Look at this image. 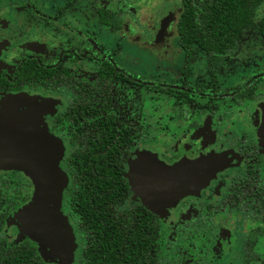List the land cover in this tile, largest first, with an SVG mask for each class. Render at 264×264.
<instances>
[{"label": "flooded vegetation", "instance_id": "obj_1", "mask_svg": "<svg viewBox=\"0 0 264 264\" xmlns=\"http://www.w3.org/2000/svg\"><path fill=\"white\" fill-rule=\"evenodd\" d=\"M75 1L76 0H52V3L55 4V8H58V13H60L63 8L74 10L75 8L72 7L75 5ZM42 5L44 4L42 3ZM258 5L254 8L250 21L244 27L251 23ZM19 7L20 6H17L16 10H19ZM26 7L33 15H44L43 12L37 9V4L32 3V1L28 2ZM99 9L114 13V18L117 20L118 26L113 28L99 23ZM182 9V2L179 0L178 15L173 18V25L176 35L175 44L179 47L184 56L180 67V84L144 81L137 78L133 73L126 71L122 66L116 64L111 58L112 54L107 51L106 47L102 44L95 50L100 52L97 57H94L93 54L87 50L80 51L79 47L72 44L68 48L59 49L55 60L50 62L42 60L41 56H38L36 53H29L21 56L18 61L12 63L14 64L12 66H10L11 63L9 61L0 60V106L3 105L1 104L2 97L6 94H18L22 95L21 97L23 98L29 99L32 102L29 105H26L25 102H23L22 105L17 102L12 103L14 106L20 107L24 111L33 110L34 112H40L41 100H52V104H50L51 109L49 108L51 111L47 110L48 108L44 106L45 111H50V113H47L43 117V120L49 133L60 139L63 144V153L59 159V165L66 174V184L62 189L60 209H62L61 211L66 215L68 223L73 227L76 242L78 240L77 234H80L83 241L80 258L77 255V250L79 249V244L77 243L75 251L73 252L74 258L69 264H89L83 250L85 248H91L90 239L93 236L90 224L91 219L89 215L85 217V221L79 219L77 205L72 197L78 193V190H86L89 198L93 196L92 188L95 190V187L92 179L94 177L99 178L100 184L102 181L105 185L111 182L116 188V191L113 192V200L111 201H105L103 198L106 189L105 185L103 190L98 189L99 197L95 195V198H99V204L97 207L92 206V208L97 209L95 213L98 214V222L104 227L120 230V228H126L130 225L131 228L139 227L141 231L144 229L146 233H148L147 230L152 228L154 223L153 218L158 222L159 228H161L159 215H167L181 204H186V206L189 207L186 212L189 213L182 215L181 218L191 219L192 222L177 218L172 220L170 227L174 229L186 228L181 234H185L187 237H190L191 234L198 237L201 233L206 232L205 240L211 246L207 243H205L207 245L203 244L199 239L197 242L198 244L195 241L191 243L192 246L195 247L197 245L198 247L205 246L204 257L209 261L205 264H260L262 262L264 264V173L262 172L264 171V134L262 133V140H259L256 134L262 112L260 105L264 104V70L257 73L248 71V67L245 65L231 67L233 70H229L228 63L226 62L240 48L239 36L243 27L237 38V50L228 54L225 60L220 63L208 61L203 51L197 47L193 48L188 59H190L191 55L196 50L200 51L203 56H205L211 82H195L193 85L190 84L187 80L189 77L186 73L189 64L186 61L183 48L177 41L178 34L176 24ZM95 24L101 28H109L113 31H117L120 29L121 19L117 11L99 7L95 13ZM4 27L0 28V37L7 39L8 34L6 28L8 27L7 25L5 26V24ZM72 29L76 30L75 28ZM82 35L87 42H93L90 36L85 34ZM0 40L2 39L0 38ZM262 40L264 41L263 38ZM1 51L3 50L0 49V53ZM66 56L90 57L98 63L97 69L95 73L87 75L75 72L72 67L66 63L64 59ZM29 58H33L35 61L28 62L27 59ZM105 61L111 63L110 74L114 71L117 75L113 74L110 76L107 85L101 88L100 86L97 87L96 82L99 80L104 65H108L104 64ZM23 64H42L49 68L52 67L54 69L53 75L55 78L65 73L67 75L65 79H62V81L55 86H52L54 82L51 81L50 88H10V85L16 84ZM216 68L220 69V72H225L226 78L218 81V77L214 71ZM246 72L248 73L246 74ZM70 75L75 77L77 82L75 85L78 88L79 83L85 85V87L81 89L84 98L89 96L90 88H98V97L107 96L104 100V107H106L107 112L104 113L100 110L99 113L104 114L106 117L112 116V122L110 117L107 118V121L115 128V137L118 140H114L112 148L108 147L100 150L98 173L94 172L93 168L87 166L84 167V171L82 170L80 175L76 174L73 170L72 161L74 155L70 154V152L73 146L79 143L78 138L75 136L76 126L86 123L87 120L79 118V121H77L76 118L65 116V111L72 113L73 111L79 110L78 107H68V109H66L67 105L69 106V104H71V99H73L79 91L72 88L74 81L69 79ZM117 80L127 83V86H147L150 90L163 93L165 97L173 99L177 115L169 120L168 116L172 112H175V108L171 111L167 108L165 111L168 110V112L166 113L164 111L163 119L165 118V121L168 123L166 124V130H161V133L156 134L154 137L152 126L150 123H147L146 120L143 123L137 121L136 118L122 119L120 110L116 109L113 104L115 83ZM104 88L106 90L108 89V91L105 92ZM160 88H165L166 90L162 91ZM202 99L204 101H201ZM217 102H225V105L219 107ZM90 104H92V102H90ZM247 105H252L251 111H247ZM87 110L92 112V110L85 108L83 109L84 113H86ZM217 113H220V115H217ZM235 116L238 119H236ZM238 133L240 136H238ZM86 136L85 133L82 134V138L85 142L86 139H84V137ZM238 141L239 145H236L235 143ZM157 145H160L161 148L158 149ZM148 146L155 148L163 159L158 158L156 153L152 150L146 149ZM142 152L154 153L158 160L162 161L165 165H171L179 160H195L200 156L211 157L216 163L220 161L222 164L217 168L214 176L209 179L206 185L200 188L196 194L184 195L180 197L173 206L166 207L162 209L161 212L155 213V211L144 203L139 195L131 189L127 177L130 166H133L131 168L132 173L134 171L137 173L135 161L138 154ZM68 155L69 158L67 159ZM89 162H91V158L86 161V164ZM238 167L240 169L239 172L228 178L226 172L229 169ZM24 176V173L21 171L0 169V198L6 201V196L11 195L13 197L15 195L17 197V202H13L11 211L4 219V228L1 231L6 241L10 244L19 243L26 239L21 237L16 240L17 234H19L18 229H15V227L11 229L7 226L11 215L25 203L23 200L25 181L29 183V198L31 196L32 184L29 178L27 177L29 180L27 181ZM225 177L228 179L227 182H225ZM223 183L222 198L217 202H206L205 204V201H207L205 199L208 198L209 195H217V193L220 192V186ZM120 196L122 199L124 198L123 203L122 200H119ZM95 198L89 199V201L92 202ZM200 201H204V203H200ZM203 208H205L204 213L206 214L201 217L198 212ZM223 208H226L229 212L239 213L246 222L245 230L242 229L246 238L244 237L240 256H238V252L236 251L239 249L240 241L236 240L237 238H243L237 235V226L228 223V218L224 219L225 224H222L218 229L210 228V230L206 231L202 228V225L206 223L205 219L208 213L211 212L213 214V212H217L218 209L222 210ZM128 212H131V215H129ZM129 216H132V220H134L133 223L128 222ZM94 218L95 217L92 216V219ZM143 240L144 239L141 238L140 241L138 240V243L133 245V247L139 251L134 257V264H172L173 262L165 258L167 254L165 249L173 250L181 246V244H177L176 241L165 244L160 236L156 245L158 249L155 252L152 239H149L147 245H145ZM35 245L37 248V244ZM121 249H124V247H121ZM192 251L193 250H190L191 253ZM198 251L201 252V249L198 248ZM38 254V257L44 263L58 264L55 261L57 257H54L55 260L52 259L53 261H44L39 251ZM166 257L168 258V255ZM192 262L193 260L190 254V257L178 261L177 264H194V262Z\"/></svg>", "mask_w": 264, "mask_h": 264}, {"label": "rangeland", "instance_id": "obj_2", "mask_svg": "<svg viewBox=\"0 0 264 264\" xmlns=\"http://www.w3.org/2000/svg\"><path fill=\"white\" fill-rule=\"evenodd\" d=\"M30 1L37 4V9L43 12L44 15H33L26 7V4ZM54 5L52 0H0V28L4 27V24L8 27L6 28L7 39L0 37L2 39L0 40V49L3 50L0 53L1 61H9L11 63L10 66H12L14 65L12 63L18 61L21 56L36 53L38 56H41L42 60L50 62L55 60L59 49L68 48L72 44L79 47L80 51L87 50L94 57H97L100 52L95 50L102 44L112 54L111 58L116 64H119L126 71L133 73L141 80L170 84L181 83L180 67L184 56L175 44L176 35L173 25V18L178 15L179 0H76V6L72 7L75 8L74 10L63 8L60 13H58V8H55ZM17 6H20L19 10H16ZM99 7L119 13L121 19L119 30L113 31L109 28L98 27L95 24V13ZM261 7V4L258 5L251 23L243 28L239 36L240 48L226 62L230 71L233 70L231 67L239 65H245L248 67V71L256 73L264 70V41L260 37L257 28V20L261 14ZM82 34L90 36L93 42H87ZM64 59L75 72L84 75L95 73L98 66V63L90 57L66 56ZM187 63L189 65L186 73L190 84L193 85L195 82H211L205 56L200 51L196 50ZM214 71L216 72L218 81L226 78L225 72H220V69L216 68ZM114 94L113 104L116 109L120 110L122 119L136 118L137 121L143 123L146 120L152 126L154 137L156 134L161 133V130L164 131L167 128L166 124L168 123L165 121V118L163 119L164 111L167 108L169 111L175 108V112H172L168 116L169 120L177 115L173 99L165 97L163 93L152 91L147 86H127V83L117 80ZM21 96L18 94H6L2 97L1 104L17 102L22 105L25 102L26 105H29L32 103L29 99ZM201 101L204 100L202 99ZM217 104L219 107H222L225 105V102H217ZM247 108V111H251L252 105H247ZM25 111H30L32 114L39 113L33 110ZM42 111L43 109H40V112ZM46 111L41 114V121L43 123V117L47 113H50L51 110ZM217 115H220V113H217ZM235 118L238 119L236 116ZM238 136H240L239 133ZM238 143L239 141L235 144L237 145ZM157 147L158 149L161 148L160 145H157ZM146 149L152 150L158 158H162L155 148L148 146ZM239 170V167L229 169L226 175L229 178L238 173ZM262 172L264 173V171ZM24 177L25 180L29 181L26 175ZM227 181L228 179L225 177V182ZM223 187L224 183L220 186V192L217 195H209L205 199L207 200L205 204L206 202H217L221 199ZM200 203H204V201H200ZM188 208L186 204H181L173 212H169L167 215H159L160 236L163 243L168 244L169 242L176 241L177 244H181V246L173 250L165 249V252H167L166 256L168 255V258L166 256L165 258L173 262L172 264H177L178 261L190 257L191 254L194 264H205L209 262L204 257L205 246L198 247L197 245L195 247L191 243L192 241L197 243L198 239L203 244L207 243L205 240L206 232L201 233V237L200 235L197 237L194 234L187 237L185 234H181L186 228L174 229L170 227L172 220L177 218L186 219L181 218V216L189 213L186 212ZM204 209L199 210V216H205ZM16 211L11 215L7 226L11 229L13 227L18 229L19 234H17L16 240L21 237L27 239L28 237L20 234L19 227L15 224L16 219L14 218V214ZM228 212L229 210L223 208L222 210L218 209L213 214L211 212L208 213L206 219L204 218L206 223L202 225V228L206 231L210 230V228L218 229L222 224H225L224 219L228 218V223L236 225V229L238 230L237 235L243 238H237L236 240L240 241L239 249L236 250L238 256H240L242 253L241 247L246 236L243 232L246 222L239 213L229 212L228 214ZM186 220L192 222L191 219ZM77 237L76 246L77 243L79 244L77 255L80 258L83 241L80 234H77ZM74 239L76 241L75 233ZM208 245L211 246L210 244ZM198 248L201 249V252L198 251ZM190 250H193L192 253ZM73 258V254L71 256L68 255L62 264H69ZM260 264H263V262Z\"/></svg>", "mask_w": 264, "mask_h": 264}, {"label": "trees", "instance_id": "obj_3", "mask_svg": "<svg viewBox=\"0 0 264 264\" xmlns=\"http://www.w3.org/2000/svg\"><path fill=\"white\" fill-rule=\"evenodd\" d=\"M181 2L183 9L176 24L177 41L184 50L186 61H188L187 59L194 47L203 51L208 61L220 63L225 60L228 54L237 50L238 35L250 21L254 8L260 3L262 4V13L258 19V30L264 39V0H181ZM98 22L113 28L118 26L114 13L104 9L98 10ZM27 61L33 62L35 60L29 58ZM104 64L108 65H104L99 80L96 82L97 87L100 86L101 88L107 85L110 76L113 74L117 75L114 71L110 74L111 63L109 61H105ZM53 71L52 67L49 68L42 64H23L16 84L9 87L50 88L51 81L54 82L52 86H55L62 79H65L67 75L65 73L55 78ZM69 79L74 81L72 88L79 91L71 99V104L67 105L66 109L68 107H78L79 110L74 109L76 111L72 113L65 111V116L76 118L77 121H79V118H83L88 122L76 126L75 136L78 138L79 143L74 145L70 152V154L74 155L72 161L73 170L80 175L82 170L84 171V167L87 166L98 173L100 150L108 147L112 148L114 140H118L115 137V128L107 121V118L110 117L112 122V116L106 117L104 114L99 113L100 110L104 113L107 112L106 107H104V100L107 96L98 97V88H90L89 96L84 98L81 89L85 85L79 83L78 88L75 85L77 83L75 77L70 75ZM160 90L164 91L166 89L160 88ZM104 91L107 92L108 89L104 88ZM85 108L92 110V112L87 110L84 113L83 109ZM84 133L87 135L84 137L86 142L82 138ZM68 158L69 155L67 156ZM89 158H91V162L86 164ZM92 182L95 187V190L92 188L93 196L89 198L86 190H78V193L72 197L77 205L79 219L85 221L87 215L91 219V231L93 232V236L90 239L91 248L83 250L87 256V262L89 264H134V257L139 251L133 245L138 243L141 238L144 239L145 245L148 244L149 239H152L154 251L156 252L160 228L154 218L152 228L147 230L148 233L144 229L141 231L139 227L131 228L130 225L126 228L115 230L99 224L98 214L95 213L97 209L92 208V206L97 207L99 204V198H95V195L99 197L98 189L103 190L105 184L103 181L100 184V180L97 177H94ZM105 187L104 200H113V192L116 191L115 186L109 182ZM28 189L29 183L25 181L24 202L29 199ZM93 198L95 199L92 202L89 201V199ZM119 200H122V203L124 202V198L122 199L121 196ZM14 201L17 202L15 195L13 197L11 195L6 196V201L0 198V264H47L38 257L36 245L30 239L27 238L19 243L10 244L1 232L4 228V219L11 211ZM128 214L131 215V212H128ZM92 216L95 218L92 219ZM132 219V216H129L128 222L133 223L134 220ZM121 247H124V249H121Z\"/></svg>", "mask_w": 264, "mask_h": 264}, {"label": "water", "instance_id": "obj_4", "mask_svg": "<svg viewBox=\"0 0 264 264\" xmlns=\"http://www.w3.org/2000/svg\"><path fill=\"white\" fill-rule=\"evenodd\" d=\"M52 100H41L39 113L24 111L12 103L0 106V169L24 173L32 184L28 201L14 214L21 235L37 244L44 261L62 264L76 247L74 231L61 211V194L66 174L59 165L63 144L50 134L41 121V114L50 108ZM256 134H264V104ZM38 112V111H36ZM263 144V143H262ZM137 173L130 166L127 177L131 189L153 211L161 212L173 206L187 194H196L214 176L222 164L211 157L179 160L165 165L153 153L142 152L135 161Z\"/></svg>", "mask_w": 264, "mask_h": 264}]
</instances>
